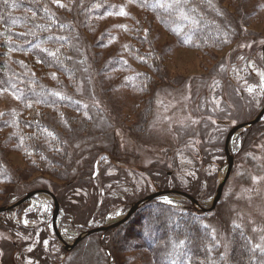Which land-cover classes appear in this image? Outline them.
<instances>
[{
	"label": "rangeland",
	"instance_id": "374dc122",
	"mask_svg": "<svg viewBox=\"0 0 264 264\" xmlns=\"http://www.w3.org/2000/svg\"><path fill=\"white\" fill-rule=\"evenodd\" d=\"M41 1L54 16L36 10ZM15 2L0 11V207L32 190L52 191L69 243L118 221L158 187L191 192L209 207L228 169L230 129L264 105V0H187L171 9L155 5L172 0L153 8L140 0ZM121 9L128 15H118ZM192 19L202 28L197 34ZM207 26L211 36L228 37L208 40ZM47 31L56 43L28 47ZM57 49L69 58L59 59ZM33 113L35 124L46 120L59 134L57 160L67 153L65 164L49 162L52 145L42 153L33 147L28 133H35L21 123ZM230 150L234 168L214 210L201 213L178 195L158 200L200 213L211 264H232L238 241L250 264L254 256L264 262V116L237 132ZM53 210L52 198L39 194L0 211V264H162L144 244L142 215L67 250ZM182 230L192 238L191 228ZM125 236L131 243L124 247ZM189 253L185 264H194Z\"/></svg>",
	"mask_w": 264,
	"mask_h": 264
},
{
	"label": "trees",
	"instance_id": "16d2710c",
	"mask_svg": "<svg viewBox=\"0 0 264 264\" xmlns=\"http://www.w3.org/2000/svg\"><path fill=\"white\" fill-rule=\"evenodd\" d=\"M140 2H142L143 4H147L150 8H153L155 7L154 5L157 3V0H140ZM15 5H18L16 4L15 0H0V11L5 12L6 10H10L11 8L13 9ZM20 5H26V3H21ZM36 10L39 13L42 12L43 14H46L48 17L54 14L53 6L49 2H44V1L39 2L37 4ZM19 18H22V17L9 15L10 21H13L12 19H19ZM195 21H196L195 19H192V24H191L192 30H195V28H197ZM233 22H235L236 25H239V18L235 17ZM8 25L15 27V25H12V22L8 23ZM200 29L202 28L199 27L197 28V30L192 31V32H195L197 34L198 30ZM204 29H205V34H206V37H205V34L203 32L204 37L208 38V40L216 41L217 43L220 41L223 42L228 37V33H226V31H221L218 34V36L217 35L211 36L210 32L212 33L215 32V29L212 28V26L211 27L207 26L206 28H203V30ZM204 37L201 36L200 39H202V41L206 43L207 39H204ZM135 38L136 40L138 39V37H135ZM56 39L57 38L54 33H48L47 31V34H44L41 37H37L36 41H33L32 43H30L28 47H33L42 41L43 42L53 41L54 43H56L57 42L55 41ZM138 40L140 43H142L143 46L149 43V42L142 41V39H138ZM63 51H64L63 49H57L56 53H57L58 58L62 57V59L64 58L65 60L69 58L67 56L71 54V52L69 51L65 53ZM64 64L65 63L63 61V65ZM70 68H71V65H68V70L66 68L64 69L70 72L71 71ZM0 71H1V68H0ZM38 91L35 90L33 93H37ZM34 114L35 113H33L31 117L25 118V120H22L23 122H21L22 125L24 124L22 126L23 128H25V126L28 125L30 128L28 130L35 133V136L33 135V133H28V138L30 139V141L37 143V145L33 144V147L35 148V150H38L40 151V153H42L43 152L42 150L44 149H41V148H44V145L46 143H48L50 146L52 145V148L54 151V153L52 154H54L53 155L54 158L49 159V162L53 164L59 163V162H61L60 164H65L64 159H67L68 157L67 153L63 156V159H61V161L57 160V156L60 155L59 154L60 152L58 149H60V143H61V141L58 140L60 139L59 134H57L54 131V128H51L49 126L46 120H40L38 125L35 124L36 123L35 120H38L39 117L35 116ZM29 121H31L30 124H29ZM24 134L25 133H23V135ZM50 146H47V148H50ZM1 165H4L2 160H0V166ZM66 166L67 168L68 167L70 168V165H68V163ZM88 167L90 166L88 165ZM10 168L11 167H8L9 171H11ZM66 172H68L69 174V170ZM157 180L156 179L154 180L156 184L158 182ZM162 189H175V188L158 187V190H162ZM178 190H181V189H178ZM188 193L192 194L191 192H188ZM188 207L191 208L190 205H188ZM142 208L144 210H141ZM145 210L147 211L145 212ZM179 213L182 216H180ZM201 213H204V212H201ZM136 214L137 216L142 215L143 217L141 216V218H143L146 222L148 221L146 226L143 225V228L145 226L146 232H147V233L145 232L146 233L144 235L145 243L144 242L143 243L149 248V250L153 251L155 258L160 260L159 262H161L162 264H185V254L184 253L187 252L188 250L190 252L189 253L190 257H194L192 261L196 260L193 262L194 264L195 263L197 264H211L212 263L213 254H211V251H209L207 247L208 246L207 241L209 239L208 230L206 229L204 224L201 223V220H199V215H200L199 212L195 211L194 209H191L190 211L184 209V211L180 212L178 209H176L174 205L166 204L165 202H162L158 199H154L150 202L143 204L140 207V209L136 212ZM140 223H139V226L142 225L141 220H140ZM185 227L186 229L191 228L192 235H193L191 239H189L188 236H183L185 232H183L182 229ZM199 227H202L203 232L199 231L200 230ZM139 230H140V227H139ZM125 238L126 236L123 238L124 240L121 241V246H124V247L125 245L131 243L130 239L128 238L125 239ZM162 242L164 243V245ZM237 245H238L237 248H239V250H237L236 252H239V253L235 257L232 264H236V263L237 264L238 263L239 264H250V259L252 258L251 257L252 255L249 256L245 252L246 245H244V243L241 244L240 241H238ZM254 258L255 260L253 261V263L251 262V264H264L263 261L259 260L258 256H254ZM217 264H223V260L221 259L220 261L217 262Z\"/></svg>",
	"mask_w": 264,
	"mask_h": 264
},
{
	"label": "water",
	"instance_id": "95a60500",
	"mask_svg": "<svg viewBox=\"0 0 264 264\" xmlns=\"http://www.w3.org/2000/svg\"><path fill=\"white\" fill-rule=\"evenodd\" d=\"M263 59H264V48H263ZM263 116H264V105L262 106L261 110L257 113V115L254 118H252L250 121L236 124L230 129V131L226 137V142H225V151H226V155H227L228 169H227V172L224 176V179L219 182L217 190H216V194H215L214 199H213V201L209 207L203 206L196 197H194L192 194H190L186 191H183V190H178V189L157 190V191H155L151 194H148L147 196L141 198L140 200L134 202L130 206V209L127 211V213L118 221L111 223V224H106V225H102L100 227L89 229L88 231H85L84 233L80 234L72 243H69L64 239L62 232L59 229L58 217H59V213H60V202H59L57 196L52 191H50L48 189H37V190H32L30 192H27L21 199H19L14 204L9 205V206L0 207V211L8 210L9 208L20 205L21 203L25 202L26 200L32 198L35 195H39V194L49 195L54 202V210H53V217H52L53 229H54V232H55L57 238L62 242L64 248L67 250L74 249L84 238H86L90 235L100 233V232L106 233L107 231H110V230L118 227L119 225L128 221L143 204L150 202L154 199L164 197V196L178 195V196L184 197V198L190 200L192 202V204L196 208H199L201 211L210 212L216 208L218 202L220 201L222 194H223L225 184H226L227 180L229 179V177L232 173V170L234 168V156L230 150V144H231V141H232L234 135L237 132H239L241 129L254 126L257 122H259V120Z\"/></svg>",
	"mask_w": 264,
	"mask_h": 264
},
{
	"label": "snow or ice",
	"instance_id": "6c2138e0",
	"mask_svg": "<svg viewBox=\"0 0 264 264\" xmlns=\"http://www.w3.org/2000/svg\"><path fill=\"white\" fill-rule=\"evenodd\" d=\"M54 3H58L60 4V0H53ZM187 0H172L171 3H167V4H164V3H159L158 5H155V6H158V7H162V8H173V7H177L179 8L182 3H186ZM65 5L63 4H60V7H64ZM180 14L182 16H184L185 14L183 13V11L180 12ZM118 15H122V16H127L128 13L126 11H124L123 9H121L119 12H118ZM185 18H187L185 16ZM45 51H47V49H45ZM51 55L55 56L56 54L55 53H51ZM249 91H251V89H249ZM58 95V94H57ZM168 203H172L171 201H168Z\"/></svg>",
	"mask_w": 264,
	"mask_h": 264
},
{
	"label": "flooded vegetation",
	"instance_id": "af4514ba",
	"mask_svg": "<svg viewBox=\"0 0 264 264\" xmlns=\"http://www.w3.org/2000/svg\"><path fill=\"white\" fill-rule=\"evenodd\" d=\"M263 48H264V46H263Z\"/></svg>",
	"mask_w": 264,
	"mask_h": 264
}]
</instances>
